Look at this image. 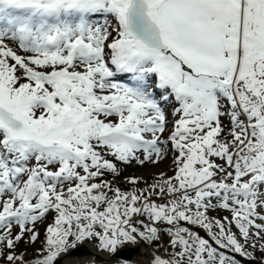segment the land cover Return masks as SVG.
Segmentation results:
<instances>
[{
  "label": "snow or ice",
  "instance_id": "snow-or-ice-1",
  "mask_svg": "<svg viewBox=\"0 0 264 264\" xmlns=\"http://www.w3.org/2000/svg\"><path fill=\"white\" fill-rule=\"evenodd\" d=\"M86 242L264 264V0H0V264Z\"/></svg>",
  "mask_w": 264,
  "mask_h": 264
},
{
  "label": "rangeland",
  "instance_id": "rangeland-1",
  "mask_svg": "<svg viewBox=\"0 0 264 264\" xmlns=\"http://www.w3.org/2000/svg\"><path fill=\"white\" fill-rule=\"evenodd\" d=\"M169 120H171V116H169ZM224 122L225 124H227V120H225ZM160 173H165L167 175L173 174V155L171 152H169L164 158L154 164L146 163L144 166L133 164L132 166L125 167V170L120 177V186L122 188L128 187V185L123 183V178L125 176L134 175L143 177L145 180L151 183L154 178H158ZM139 187H144V185L140 184ZM40 229L41 232H43L44 225H40ZM164 243H167V237H165ZM22 248L23 245H21V249ZM29 251H32V249H29Z\"/></svg>",
  "mask_w": 264,
  "mask_h": 264
},
{
  "label": "water",
  "instance_id": "water-1",
  "mask_svg": "<svg viewBox=\"0 0 264 264\" xmlns=\"http://www.w3.org/2000/svg\"><path fill=\"white\" fill-rule=\"evenodd\" d=\"M146 252H147V248H145L141 244L136 249L129 248V250L124 253V255L127 256L129 259H131L133 262L145 261L147 259ZM94 253H95V249L92 247L91 244H88L86 242L84 246H82L77 252H75L69 258L80 259V260L87 259V261H89L93 257Z\"/></svg>",
  "mask_w": 264,
  "mask_h": 264
},
{
  "label": "bare ground",
  "instance_id": "bare-ground-1",
  "mask_svg": "<svg viewBox=\"0 0 264 264\" xmlns=\"http://www.w3.org/2000/svg\"><path fill=\"white\" fill-rule=\"evenodd\" d=\"M70 260H72V261H77V262H79V264H87V259H82V260H80V259H74V258H69Z\"/></svg>",
  "mask_w": 264,
  "mask_h": 264
}]
</instances>
